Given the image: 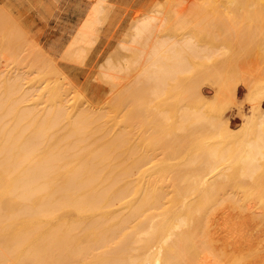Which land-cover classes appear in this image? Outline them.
<instances>
[{
  "label": "bare ground",
  "instance_id": "obj_1",
  "mask_svg": "<svg viewBox=\"0 0 264 264\" xmlns=\"http://www.w3.org/2000/svg\"><path fill=\"white\" fill-rule=\"evenodd\" d=\"M169 2L131 20L115 44L124 67L115 51L101 62L109 100L100 87L84 90L18 17L5 27L11 13L0 2V264H264V0ZM106 8L93 3L71 61L90 54L82 45L100 36ZM182 22L190 30L180 37L161 32ZM224 28L235 45L202 38ZM246 53H258L249 69L238 57ZM227 69L252 110L237 128L229 111L244 106L239 81L215 80ZM209 79L215 95L202 102ZM134 99L164 102L151 111L157 118L143 114L151 125L133 111L148 103L137 111ZM208 101L220 104L212 115ZM152 122L175 132L163 127L146 148Z\"/></svg>",
  "mask_w": 264,
  "mask_h": 264
},
{
  "label": "rangeland",
  "instance_id": "obj_2",
  "mask_svg": "<svg viewBox=\"0 0 264 264\" xmlns=\"http://www.w3.org/2000/svg\"><path fill=\"white\" fill-rule=\"evenodd\" d=\"M102 1H104V4L107 6L108 9L106 8L104 10L105 11L104 14L101 15L102 22L98 24V29H99L98 33H100V36L99 37H95L96 41L93 42L94 44L91 42L93 45H90V43L88 44V46H87V43H85V45H82V46H85L84 48H87L86 51H88V48H89V50H90L89 53L90 54L88 53L89 55L87 57H84L85 61L81 60V61H83L82 64H81V61H76L75 58H72L73 61H71V58L67 57L66 52H67L69 44L73 40L74 35L77 33L78 29L84 23L85 17H87L88 13L91 11L92 5H93V3L96 2V0H21V1L20 0H0V2L3 3V5H4V3L5 4L6 3L9 4V5L6 4L4 6L6 7L8 5L6 7V8L9 7V9L7 11L8 12L10 11L9 13H11V14H9V17L11 16L10 20H8L9 19L8 17L5 18V22H6L5 27L9 28L10 25H13L14 24V22H13L14 18L18 17L19 21L23 25L30 26V28L33 30V33L34 34L37 33L36 37L39 40H41V43L44 46L45 52L47 54L50 52L51 55L54 54V57L57 58V60L61 63L62 67L65 68L67 71H69L70 74L72 75V77H77V79L81 82L80 86L83 87L84 90L88 91V93L91 95L93 90H95V88L100 87L102 89L103 94L106 95L105 99L109 100L110 96L108 94L112 95V93L109 92L111 90V82H110V78H109L110 76H106V77L109 78V81H108L109 85H108L107 81L106 82L99 81V80H101V78H103L104 80L106 78V77L104 78V76H101V75L99 76V74H98L99 73V66H100L101 62L105 61V59L107 58V55L110 53V51H111V53H113L115 51L116 52V54L114 52L115 58H116L115 61H116V63L118 65L122 66L121 63H123V61L125 63V60H124V58L121 55L124 56V54L121 51H119V50H122L124 53H126V52H125V50L123 48H120V49L118 48V47H120V44H119L120 41L119 40L122 41V39L125 38L124 36L126 35L127 30L129 29L128 27L130 26V23H132V21L135 20L134 18L136 17V15L138 16L139 14H141L143 12V10L146 9V7L154 8L151 5L154 4V3H159L161 1L162 2L163 1L166 2V4H170V2H169V0L168 1L167 0H151V1L148 0V1H141V2H140V0H124L122 3L119 2V0H102ZM241 3L242 2L240 1V4H239L240 8H239L238 11L241 14H245L246 13L245 10H242V12L240 10L241 9ZM11 5H13V6H11ZM10 7H12V8L10 9ZM168 7H165V9L166 8H168L167 10H170V8L172 9V7H173L172 3L170 5H168ZM14 9H15L16 13L13 12V15H12V11ZM173 10H175V9L173 8ZM173 10H171L169 12V14H171V13L173 14L174 13ZM144 11H147V9L144 10ZM258 12L260 14H262L263 19H264V15H263L264 14V9L260 10V11L258 10ZM29 15H30V18H29ZM12 17H14V18H12ZM11 19H12V21H11ZM18 19H16V20H18ZM29 19H30V21H33V22L30 23ZM32 19H34V20H32ZM120 20H121V22H120ZM263 22H262V24L264 25ZM170 25H171V23L166 25V28L163 27L161 32L163 34L166 33V34H170L172 36L178 35L180 37V35L181 34L183 35L186 31H188V29L190 30L189 27H185V28L183 27V22L181 24L179 23V25H178V23H176L175 27L174 26L170 27ZM164 28H165V30H164ZM169 28H172V29L174 28V31L172 29H171L172 31L169 30ZM220 28L221 27H219V30H220ZM175 30L177 31L178 34L176 33ZM38 31H39V33H38ZM167 31H169V33ZM221 33L222 34H220L219 31H217V32L213 31V33L211 32L209 35L206 34V32L205 33L203 32L201 34L203 35L202 38H204L205 40L208 39L207 41H209L211 44H214V45H217V44L221 45L222 43L223 44L227 43V44H229L231 46H232V44L235 45L236 37L234 35V30L233 29L227 30L226 28H224L223 31H221ZM206 35L208 36V38L206 37ZM204 39H202L201 41H204ZM115 44L117 46L119 44V46L117 47ZM246 44L247 43H245L244 46ZM115 46H116V48H115ZM236 46L238 47V45H236ZM114 49H116V50H114ZM118 51L121 52L120 55H119ZM99 52H100V54H99ZM163 52H165L164 48H163ZM257 54L258 53H253V54L250 55V53H246V54H243V55H238V57L239 56L247 57L248 60L246 61V59H245V61H244L246 63V62H250L251 61L250 59H254V57ZM263 54H264V52H263ZM193 57L194 56H191L190 59L195 60L196 57H194V58ZM120 59L123 60V61H121ZM84 62H85V64H84ZM77 63H78V65H77ZM116 63H114V64H116ZM72 64H74V65H72ZM243 66H245L244 68H248L249 69V67L251 65H250V63H248V64L246 63V64H243ZM80 67H82L83 70ZM122 67H124V65ZM203 67L205 68V66H203ZM121 71L123 72V70H120L119 72H121ZM124 71H125V69H124ZM89 72L91 73L90 75H88ZM122 72L120 74L124 76L125 74L122 73ZM199 72H197V73L199 74ZM84 73L86 75H84ZM237 74H239V73H237ZM182 76H184V75H182ZM185 76H186V81H187V75L185 74ZM96 77L98 78V80L96 79ZM236 77H239V79L237 78L238 79L237 80ZM127 78L128 77H126V78L124 77L123 78L121 76L119 79L120 80L121 79H123V80L126 79L127 80ZM87 79H88V81H86ZM233 79H234V82L235 81H239L238 84L241 87L240 90H241V93H242L241 94V97H242L241 101L244 103V106H243L242 109L239 110V108L233 106L234 108L232 107V109H230V111H229L230 112L229 115L231 117V121L233 122L232 124H233V126L235 128H237L244 121L242 114L246 113V111H248V113H251V111H252L250 105L243 100V97L246 95L247 91L245 90L244 86L240 82L241 81L240 76L236 75L235 73L234 74L231 73V71H229L228 69H227L226 73H224L222 75H219L218 78L215 79V80L224 81L225 85H228L229 83H233L232 82ZM123 80H121V82ZM89 82L90 83L93 82L92 85ZM203 82H205V83H203ZM203 82H201V83H203L201 87L205 90L204 92L206 93V98H205L206 100H201V101L202 102L203 101H207V100L212 101L213 98H214V95H215V93L213 91V86H212L213 82L210 79L207 80V81H203ZM124 83H125V81L120 83V84H122L120 86V88L123 87ZM174 83H172V85ZM109 86H110V88H108ZM90 89H91V91H90ZM171 91H172V89H171ZM173 91H172V93L169 94L170 96L172 95V97L174 95L176 96V94H177L176 93L177 91H175L174 89H173ZM169 92H170V90H169ZM173 93H174V95H173ZM125 94H126V92H125ZM107 96H109L108 97L109 99L107 98ZM165 96L167 97V95H165ZM165 96L163 97V99L161 101L164 100V101L168 102L169 100L168 101L165 100L166 99ZM170 96H168L167 99H170L169 98ZM133 97H135V99H136L137 96L133 95ZM263 98H264V94L260 93L259 99H263ZM135 99H134L133 102L137 106V107L135 106L137 111L139 110L138 106H141L143 104L141 108H145L144 104L148 103L147 100H145V101L143 100L144 103L139 104V103H136L138 101L137 100L135 101ZM175 99L177 100V97H174L173 100H175ZM158 100L156 102L154 101V103H156V105H157V102H159V104L162 103V102H160ZM130 101H132V100H130ZM209 101L206 103V109H207L208 113L212 115V109H214V107H218L216 105L220 106V104H216L215 105V104H213V102H209ZM104 102H106V101H104ZM133 102H132V105L128 106L129 107L128 109H127V107H124L123 110L127 109L128 113H130L133 110L132 107H134L133 106L134 105ZM137 104H139V105H137ZM149 104H150V102L148 103V105L146 104V106H148L150 108L146 107L144 109L145 111L143 109H140L142 112L135 113L136 110H133L134 111V115L141 114L143 116L144 113L147 114V115L149 113H151L152 117L149 116V118H152V119L157 118L158 115L157 114L154 115L153 113H155V108L159 104L157 106L153 104L152 107H151L152 104L151 105H149ZM162 104H161V106H163ZM161 106L159 108H161ZM166 106H168V103H166ZM119 107H121V106H118L117 108H119ZM153 107H155V108H153ZM165 107H162V109L163 108L165 109ZM117 108H115V109H117ZM123 110H122V112H123ZM152 110H153V113L151 112ZM118 111H120V108L117 109L115 112H118ZM239 111H241L240 112L241 114L239 113ZM126 112H124V114L128 116L129 114H126ZM121 114H123V113H121ZM124 114H123V116L120 117L121 118L120 120L124 119V117L126 118V116ZM142 116H141V118H143V120H146V117L144 118V116L143 117ZM153 116H154V118H153ZM117 117L118 116H116V120L119 119V117L118 118ZM120 120H118V121H120ZM149 120L148 121L146 120L147 123H149ZM154 122H152V126H154V125H158L159 126V125L163 124V123H161L160 120H159V123H161V124H155ZM170 122H172V121H170ZM147 123H145V124H147ZM149 124L151 125V123H149ZM166 124L167 123H165V125ZM170 125L169 124H167L166 126L163 125V127H167L165 129H170V130H166L168 134H171V133L173 134L175 131H174V128L172 127V125H171L172 128H170ZM158 126H156L158 129H155L156 127L154 126L155 127L154 130H156V131L152 130L153 128L151 129V131L154 133L153 135L152 134H151V136H150V134L146 135L147 138L149 137L148 139L145 138L144 136H141V137H144V139L142 138V140H144V141H146V139L148 140V141H146L147 143L145 142L146 144L143 143V144L146 145V148H149V146H150L149 140L153 142L154 141L153 139H160V137L162 138V136H160L163 133V131L161 129L164 130V128L162 126H161L162 128L160 127V130L162 131V133H161ZM171 129H173V130L171 131ZM157 131H158V133L160 132L161 134H157ZM166 131L164 130V133H166ZM148 132H145V134H147ZM155 135H158V136H155ZM222 138H226V136H223ZM142 140L140 138V139L137 140V142L141 143ZM221 140L224 141V143H226V142L228 143L229 142L228 139L227 140L226 139H221ZM130 141L132 142V140H130ZM143 144H142V146H143ZM145 145L143 147V150L145 149ZM145 151H143V153ZM263 164H264V160H263Z\"/></svg>",
  "mask_w": 264,
  "mask_h": 264
},
{
  "label": "crops",
  "instance_id": "obj_3",
  "mask_svg": "<svg viewBox=\"0 0 264 264\" xmlns=\"http://www.w3.org/2000/svg\"><path fill=\"white\" fill-rule=\"evenodd\" d=\"M123 1H124V0H119V2H121V3H122ZM141 1H148V0H140V2H141Z\"/></svg>",
  "mask_w": 264,
  "mask_h": 264
}]
</instances>
